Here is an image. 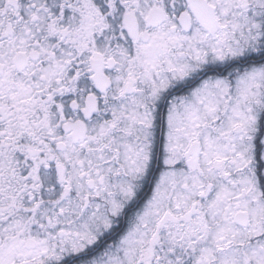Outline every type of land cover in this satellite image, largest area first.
Masks as SVG:
<instances>
[{"label":"snow or ice","instance_id":"6c2138e0","mask_svg":"<svg viewBox=\"0 0 264 264\" xmlns=\"http://www.w3.org/2000/svg\"><path fill=\"white\" fill-rule=\"evenodd\" d=\"M0 264H264V0H0Z\"/></svg>","mask_w":264,"mask_h":264}]
</instances>
